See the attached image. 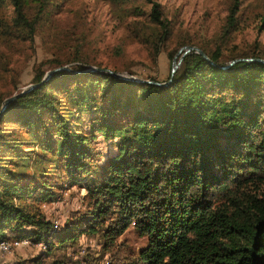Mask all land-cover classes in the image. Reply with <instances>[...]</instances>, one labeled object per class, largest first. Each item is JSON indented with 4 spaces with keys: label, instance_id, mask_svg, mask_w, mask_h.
<instances>
[{
    "label": "trees",
    "instance_id": "1",
    "mask_svg": "<svg viewBox=\"0 0 264 264\" xmlns=\"http://www.w3.org/2000/svg\"><path fill=\"white\" fill-rule=\"evenodd\" d=\"M4 1L12 7L6 32L33 42L62 0ZM111 1L145 19V29L130 31L155 59L172 35L159 3L148 0L147 9L139 0ZM255 2L264 29V0H229L220 41L251 20ZM184 43L199 46L212 62L191 51L162 86L120 79L91 68L104 67L99 62L78 59L72 70L55 71L8 104L0 115V238L46 243L45 251L13 264H67L48 258L83 235L113 251L130 226L146 245L128 264H264V62L221 67L237 57L264 58V48L254 43L225 53L221 42ZM45 63L32 84L43 79ZM11 95L0 93V107ZM82 111L91 116L80 128L72 118ZM98 136L109 151L95 166ZM32 147L38 150L31 158ZM64 182L85 190L86 210L70 212L57 230L42 205Z\"/></svg>",
    "mask_w": 264,
    "mask_h": 264
},
{
    "label": "rangeland",
    "instance_id": "2",
    "mask_svg": "<svg viewBox=\"0 0 264 264\" xmlns=\"http://www.w3.org/2000/svg\"><path fill=\"white\" fill-rule=\"evenodd\" d=\"M152 1L159 3L162 14L170 19L172 25V35L155 59L149 55L148 46L130 31L132 27L145 29V19L128 16L111 0H62L41 21L33 42L14 38L6 32V24H11L12 7L9 2L0 3V93L14 94L32 84L35 69L42 61L45 63L51 58H59L67 66L76 63L78 59H84L90 64L99 62L104 67L139 79L153 77L165 81L176 51L181 45L187 44H181L184 39L211 47L221 42L225 53L235 52L254 43L264 48V29L259 27L255 17L257 2L253 10H249L251 20L240 25L230 37L220 41L229 0ZM138 4L149 9L151 3L139 0ZM48 63H45V67L53 68L54 64L51 66ZM70 108H66V112ZM90 116V111L74 112L72 122L81 128ZM95 147L100 154L92 163L95 166L102 165L107 158L109 145L98 136ZM22 148L29 149L24 146ZM36 150L37 147H32L31 158L37 156ZM26 162L32 170L33 162ZM50 167L47 164V168ZM84 193L85 190L79 184L64 182L52 201L42 205L46 217L57 226H54L55 229L65 227L70 212L86 210L82 198ZM145 245L146 239L130 226L117 238L113 251L104 250L103 240L99 237L83 235L73 246L54 248L48 261L62 260L67 264H76L86 259L93 264H107L111 258L114 261L117 256H123L119 263L128 264ZM45 250L33 244L22 246L0 254V264H13L25 258H33Z\"/></svg>",
    "mask_w": 264,
    "mask_h": 264
},
{
    "label": "water",
    "instance_id": "3",
    "mask_svg": "<svg viewBox=\"0 0 264 264\" xmlns=\"http://www.w3.org/2000/svg\"><path fill=\"white\" fill-rule=\"evenodd\" d=\"M191 51H196L198 53H200L204 58L208 59L209 61H211L209 59V57L206 55V53L197 45L195 44H184L181 45L178 50L176 51V54L174 55V57L172 58L171 61V67H170V77L169 80L167 82H154V81H150V80H144V79H139L130 75H126V73H121L115 69H111L108 67H99V66H92V69L95 70H99V71H103V72H108L110 73V75L114 76V77H118L120 79H125V80H130V81H136V82H149V83H154L157 85H166L167 83H170L174 72L176 71V69L178 68V66L180 65L182 59L184 58V56L191 52ZM242 59H247V60H259L264 62V58H257V57H248V58H244V57H237V58H233L230 61H228L225 65H221L222 68H227L229 65L233 64L235 61L237 60H242ZM212 62V61H211ZM58 70H72L70 67H68L67 65H58L55 66L51 69H48L45 72V75L43 77V79L41 80L40 83L38 84H30L27 87L23 88L20 90V92L14 93L11 96L6 97L1 104L0 107V115L2 114V112L6 109V107L8 106L9 103H11L14 99H16L17 97L21 96L22 94L32 90L33 88H35L36 86L40 85L42 82H44L45 80H47L52 73H54L55 71Z\"/></svg>",
    "mask_w": 264,
    "mask_h": 264
},
{
    "label": "built area",
    "instance_id": "4",
    "mask_svg": "<svg viewBox=\"0 0 264 264\" xmlns=\"http://www.w3.org/2000/svg\"><path fill=\"white\" fill-rule=\"evenodd\" d=\"M55 228L57 227L54 225ZM34 245L36 247H39L41 249L46 248L45 242H32L29 239H22V240H7V239H1L0 238V254H6L8 252H11L12 250H15L22 246H29Z\"/></svg>",
    "mask_w": 264,
    "mask_h": 264
}]
</instances>
